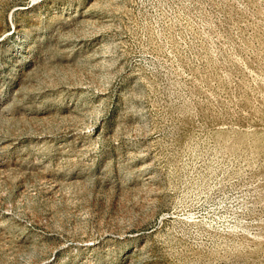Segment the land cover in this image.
I'll return each instance as SVG.
<instances>
[{"label":"rangeland","instance_id":"rangeland-1","mask_svg":"<svg viewBox=\"0 0 264 264\" xmlns=\"http://www.w3.org/2000/svg\"><path fill=\"white\" fill-rule=\"evenodd\" d=\"M0 264H264V0H0Z\"/></svg>","mask_w":264,"mask_h":264}]
</instances>
